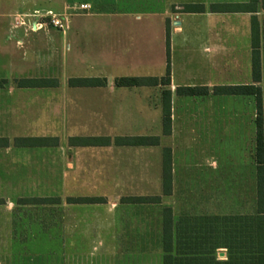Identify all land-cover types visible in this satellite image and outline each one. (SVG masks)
I'll list each match as a JSON object with an SVG mask.
<instances>
[{
  "label": "crops",
  "instance_id": "obj_1",
  "mask_svg": "<svg viewBox=\"0 0 264 264\" xmlns=\"http://www.w3.org/2000/svg\"><path fill=\"white\" fill-rule=\"evenodd\" d=\"M48 2L14 0L3 9L13 18L15 12L36 10ZM135 2L148 11L146 17L119 13ZM92 4L116 13L95 14L94 20L78 22L77 29L70 24L64 48L69 57L78 54L79 65L86 67L77 78H101L107 83L93 88L67 85L71 95L75 91L78 97L65 99L64 118L86 125L70 130L64 144L49 134L48 125L37 130L26 126L53 123V100L33 95L59 85L19 88L16 84L33 79L25 77L31 72L25 69L29 67L25 60L39 55L40 49L47 54L52 51L54 37L23 34L25 28H16L15 20H0L5 30L0 35V59H7L8 67L0 71L4 73L0 80L7 81L0 89V188L52 186L49 172L55 169V149L63 145L72 159L65 163L69 174L76 171L64 179L63 186L85 189V195L63 197V239L57 249L54 196L0 192V264H249L251 259L240 252L248 249L246 244L237 245L238 252L230 254L226 245L203 241L202 235H212L213 229L197 226L190 229L191 241H174L168 252L164 222L165 211L170 209L176 238L184 218L258 215L261 173L256 148L258 120L263 124L264 113L259 114L255 95H216L214 89L260 88L264 107L262 0H93ZM189 5L204 11L182 12ZM215 5L244 9L214 12ZM10 24L22 33L10 34ZM256 55L261 60L259 81L253 69ZM168 65L169 85H115L123 77L164 78ZM196 87L209 92L201 96L177 93L180 88ZM164 92L170 93L169 135L164 133ZM15 123L20 125L16 134ZM143 137L158 138L159 144L116 143L117 139ZM72 139L98 143L75 146ZM53 140H58L56 146ZM166 149L172 156L171 195H164L163 187ZM12 170H20L24 178L8 180ZM26 172H46V178L27 179ZM130 198L159 200L125 201ZM78 199L96 201L76 203ZM56 250L61 258L56 259Z\"/></svg>",
  "mask_w": 264,
  "mask_h": 264
},
{
  "label": "trees",
  "instance_id": "obj_2",
  "mask_svg": "<svg viewBox=\"0 0 264 264\" xmlns=\"http://www.w3.org/2000/svg\"><path fill=\"white\" fill-rule=\"evenodd\" d=\"M263 8H264V0ZM243 7L228 6V5H215L212 7L214 12H239ZM204 8L201 6H185L182 10L184 13H198L203 12ZM169 46V39H168ZM169 56V55H168ZM169 59V58H168ZM254 77L256 81L260 79L261 60L256 55L253 59ZM6 80H0V89L5 86ZM106 79L101 78H74L69 80V85L72 88H93L104 87ZM16 84L19 88H50L58 87L59 82L54 79H23L17 80ZM170 84V66L168 65L167 74L164 78L155 77H123L115 80V85L122 88L134 87H156L159 85ZM209 90L207 88H180L177 90L180 96H201L207 95ZM216 95H255L258 101L259 114L264 113L262 106V90L254 86H225L216 87L214 89ZM170 93L164 92L163 109H164V133L170 134L171 127V113H170ZM262 122V121H261ZM258 120V133H257V162L259 165V172L261 173V182L258 188V205L259 212L256 217H225V218H184L180 220L179 232L177 237L174 235V221L173 214L170 209L165 211V229H164V243L166 244V251L170 252L168 246L174 241H191L190 229L192 226H197L199 229L210 228L214 230L212 235H202L203 241L215 243L216 245H226L229 248L230 254L237 253V245H247L246 250L240 252L246 254L247 258L251 259L249 264H264V129L263 124ZM55 146L58 140H53ZM98 140L96 139H72V144L75 146H96ZM30 142V141H29ZM116 143L125 146H154L159 144L158 138H124L117 139ZM31 144V143H30ZM28 144V145H30ZM164 172V195H171V172H172V156L171 151L166 149L164 151L163 161ZM158 198H130L125 201L131 203H151L158 201ZM95 199H78L76 203H95ZM182 229V230H181ZM174 238L176 240H174Z\"/></svg>",
  "mask_w": 264,
  "mask_h": 264
},
{
  "label": "rangeland",
  "instance_id": "obj_3",
  "mask_svg": "<svg viewBox=\"0 0 264 264\" xmlns=\"http://www.w3.org/2000/svg\"><path fill=\"white\" fill-rule=\"evenodd\" d=\"M12 1L14 0H0V20H7L8 22H11V20H15V17L17 15H34L37 13L42 12H48L53 13L56 15L63 16V18L66 20L68 26L71 24L76 25L75 29H77L78 22H81V24H85V22L94 20L95 14L100 13H116V10H111L110 7L106 10H101L96 7L95 4H92L93 0H49V2L43 5H38V9L36 10H29V11H18L15 12L14 17H10L9 15L11 12L9 10H4L3 8H9L12 6ZM84 3L88 6H91V10L88 9L87 11H82L81 6L84 5ZM89 6V8H90ZM130 9L127 11H119V13H127L130 14L132 18H144L146 17V13H148L147 10L143 9V5L140 2H135L132 5H130ZM47 9V10H45ZM13 13V12H12ZM19 13V14H18ZM24 13V14H23ZM152 14H158L157 10H152ZM5 15V16H4ZM98 18V17H97ZM95 18V19H97ZM100 19V18H98ZM14 24V23H13ZM2 27V26H0ZM10 31V34L16 35L19 33H22V31L17 30L14 28V25L8 26ZM91 29V28H90ZM69 28L67 30H60L54 27H50L48 29H42L39 31H32L30 28H25V33L23 34H38V35H48L50 37H54V45L53 50L49 51V53H46V50L40 49L39 55L33 57L28 56L29 59L25 60L29 62V67L25 68L26 70L31 71L29 75H25V77L30 78H38V79H50L54 80L56 79L59 82V88L44 92V93H35L33 95V98H39V99H49L53 100L54 102V111L55 116L53 123L46 122L41 124H26L27 127L31 128H42L48 125L49 128V134H54L55 136L60 137V140L62 143L64 142V136L70 132V130H77L80 125L84 126L85 124H80V120H77L76 118H67L65 120L64 118V101L65 99H69L70 97H75L78 93H75V91L71 92L68 90L67 85L69 84V79L72 77H80L82 74V71L84 72V68H82V64L79 65V59L78 54L69 57L68 52H66L64 48V38L65 36L69 35ZM71 34V33H70ZM0 35H5L4 28H0ZM8 70L7 67V59L1 58L0 59V71L5 72ZM86 75V74H84ZM94 75V74H92ZM4 77V73L0 74V78ZM13 81V80H12ZM25 94V93H24ZM25 97V95H24ZM29 97V96H27ZM13 126V133L16 134L19 129L20 125L18 123H15ZM37 130V129H35ZM64 144V143H63ZM62 145V144H61ZM55 169L52 172H49V178L53 179L54 184L52 186H43V187H21V186H13V187H7V188H0L1 193H6L8 195H15V194H35V195H49L54 196V202H55V211H54V228H55V234L54 239L56 243V249L58 246L62 243V222H63V197L64 195H85V189L80 188H70V187H64V179L69 177H73L75 175L76 171L70 170L67 165L65 164L66 161L68 162L69 158L72 161L70 155L68 156V152L63 149V145L59 148L55 149ZM16 171V172H15ZM23 172L20 170H12L8 172V176L6 177L8 180L13 179H23L24 176L22 175ZM27 179H34V178H46V172L44 173H36V172H26ZM5 191V192H4ZM60 244V245H59ZM38 253V252H37ZM46 253V252H42ZM60 256V257H59ZM55 257L56 259L61 258V252L55 251ZM57 261V260H56ZM59 262V261H58ZM57 263V262H56Z\"/></svg>",
  "mask_w": 264,
  "mask_h": 264
},
{
  "label": "built area",
  "instance_id": "obj_4",
  "mask_svg": "<svg viewBox=\"0 0 264 264\" xmlns=\"http://www.w3.org/2000/svg\"><path fill=\"white\" fill-rule=\"evenodd\" d=\"M88 5H82L81 10L87 11ZM16 28H30L32 31H39L54 27L60 30H67L69 28L63 16L53 13L42 12L34 15H19L15 18Z\"/></svg>",
  "mask_w": 264,
  "mask_h": 264
}]
</instances>
